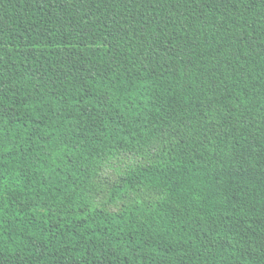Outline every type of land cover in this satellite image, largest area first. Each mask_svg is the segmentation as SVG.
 <instances>
[{
  "label": "trees",
  "instance_id": "obj_1",
  "mask_svg": "<svg viewBox=\"0 0 264 264\" xmlns=\"http://www.w3.org/2000/svg\"><path fill=\"white\" fill-rule=\"evenodd\" d=\"M0 264H264V0H0Z\"/></svg>",
  "mask_w": 264,
  "mask_h": 264
}]
</instances>
